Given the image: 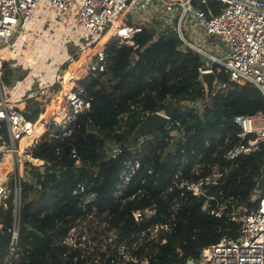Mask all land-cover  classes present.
<instances>
[{
	"label": "trees",
	"instance_id": "obj_1",
	"mask_svg": "<svg viewBox=\"0 0 264 264\" xmlns=\"http://www.w3.org/2000/svg\"><path fill=\"white\" fill-rule=\"evenodd\" d=\"M208 5L218 9L216 2L210 1ZM202 63L197 54L180 50L175 36L152 40V32L145 29L136 33L133 46L116 41L110 44L107 70L85 83V92L91 98L90 109L71 124L70 135H46L33 149L35 155L52 161V166L25 171L28 178L24 177L22 182L20 209V234L26 251L23 264H115L117 259L123 261L116 252L120 242H125L135 256V261L125 264H140L142 260L148 264L198 263L204 247L223 237L236 236L237 225L228 219V211L222 217H214L201 211L200 200L190 194L179 200L173 176L183 157L186 161L182 174L190 179L196 176L189 170V163L197 156L204 165L224 163L222 154L228 147L224 139L233 134V116L263 113L264 99L255 86L232 82L221 73L217 75L218 81L226 83V87L206 102L197 70ZM5 71L3 79L8 83L11 70L5 66ZM197 100L204 105L201 112L185 105ZM35 106L38 107L32 100L29 107ZM158 111H164L173 122L178 121L185 135L171 141L169 132L177 128L173 125L170 131L159 130L158 136L140 145L132 141L130 135L146 113ZM123 114L126 119L122 121ZM27 117L34 119L35 115ZM120 123L123 128L116 132ZM106 142L117 145L119 152L115 158L105 156ZM72 149L81 160L80 168H72ZM263 155L261 150L237 159L224 183L212 188L219 201L230 199L235 206L255 207L250 198L258 161ZM133 159L139 160V167L123 187V195L115 198L119 172L126 161ZM81 182L94 194L95 210L87 204V212L82 211L83 204L74 194ZM138 189L142 194L129 199ZM176 200L178 209L173 213L171 206ZM152 204L156 208L153 215L138 222L133 219L134 210ZM87 216H92L88 220L92 239L107 232L97 230L102 225L115 232L111 242L105 235L100 263H93L89 255L74 260L77 252L66 254L68 247L61 243L65 232ZM11 219L12 205L8 200L6 207H0V248L7 242L6 229ZM159 223H168L170 229L159 231L148 244L141 242L131 247L137 233Z\"/></svg>",
	"mask_w": 264,
	"mask_h": 264
},
{
	"label": "built area",
	"instance_id": "obj_2",
	"mask_svg": "<svg viewBox=\"0 0 264 264\" xmlns=\"http://www.w3.org/2000/svg\"><path fill=\"white\" fill-rule=\"evenodd\" d=\"M210 1L216 2L218 9L209 6ZM143 29L152 32V40L173 35L177 38L180 50L197 54L203 61L197 68L199 76L207 72L225 74L232 82L255 86L264 99V0H0V48L15 43L19 37H26L22 46L27 47L29 60L16 62L28 75L35 72L27 87L37 80L42 89L33 100L37 105H41L37 101L41 95L50 94L49 97L45 96L48 107L41 105L45 111L35 110V118L29 119L26 117L29 112L26 108L27 100L32 95L26 98L25 91L16 101L24 102L22 111L10 100L12 89L5 86L0 72V207H6L8 200L12 205V219L6 229L8 239L5 246L0 248V264H23L25 261V245L20 234L22 182L24 177L28 178L25 171L52 166V161L33 153L34 147L46 135H70L71 124L91 107L85 83L88 78L100 76L107 70L110 44L116 41L133 46L136 33ZM109 31L110 35L101 43ZM33 35L46 44L44 59L34 53L36 38ZM56 47H61L62 54L56 55ZM83 48L89 54L83 57L84 64L76 69L66 86L63 80L65 74L69 73L67 64ZM9 60L15 59L6 58L0 49V69L3 61ZM39 61L54 66L51 80L44 68L36 72ZM225 87L226 83L217 81L211 95ZM58 96L60 101L56 98ZM185 105L200 112L204 106L199 100L186 102ZM12 111H16L18 116H12ZM158 113L169 118L164 111ZM120 118L123 121L126 115ZM173 125L177 128L169 130V139L177 141L185 135V130L178 121L171 120L170 129ZM118 126L116 132L122 130L123 123ZM231 127L232 136L224 139V145L228 146L222 154L224 163L204 165L200 162V156H197L189 163V170L196 176L190 179L182 174V164L186 161L183 157L173 176L172 182L178 190L179 200L190 194L200 200L201 211L214 217H222L228 211V219L237 225L235 237H223L217 243L204 247L198 263L193 264H264V185L260 193H252L250 201L256 205L251 209L235 206L230 199L219 201L217 194L212 192V188L224 183L226 175L235 167L241 155L264 151V112L234 115ZM233 139L235 141L231 143ZM118 152L117 147L110 146L105 156L115 158ZM70 158L72 168L81 167V160L74 149L70 151ZM139 164L138 159L124 163L115 184V198L123 195V187ZM263 166L264 155L258 161L257 174ZM89 189L88 185L81 182L74 191L83 204V212H87V204H91L90 208L95 210V204H92L94 194ZM140 194L142 191L138 189L129 199ZM220 194L221 191H218ZM177 209L176 200L171 210L175 213ZM155 211V204H152L134 210L132 217L137 222L142 221ZM90 217L77 220L65 232L61 243L68 247L66 254L72 250L77 252L74 260L89 255L93 263H100L99 253L105 250L104 239L107 238H91L88 228V220L92 219ZM107 228L102 225L97 230H107L106 235L110 237L107 241L111 242L115 239V232ZM169 229L168 223L150 225L136 234L137 239L131 247L135 248L141 242L148 244V241L157 237L159 231ZM1 232L3 225L0 223ZM116 252L123 261L117 259L115 264L135 261V256L129 252L125 242L118 244ZM141 264H148V261L142 260Z\"/></svg>",
	"mask_w": 264,
	"mask_h": 264
},
{
	"label": "bare ground",
	"instance_id": "obj_3",
	"mask_svg": "<svg viewBox=\"0 0 264 264\" xmlns=\"http://www.w3.org/2000/svg\"><path fill=\"white\" fill-rule=\"evenodd\" d=\"M110 32L111 31H109L107 34H105L103 36L101 43H103L108 38V36L110 35ZM35 36L36 35H33V38L34 39L36 38V40H35L36 45L34 46V53H36L37 55L41 56V58L44 59V54L47 52V48L45 47L46 44L40 42V39L38 37H35ZM25 38L26 37H24V36L19 37L15 43L1 47L0 49L2 50V54H4L6 58L15 59L18 63L28 61L29 60V57H27L28 49L26 46L25 47L22 46ZM29 39H32V38L29 37ZM60 48L61 47L55 48L56 55H58L60 53L62 54L63 50ZM20 51H22L23 53H20ZM87 54H89L88 50L86 48H83V50L80 51L76 56H74L73 60H71L67 64V68L69 70V73L65 74V76H64V80H63L64 85H66V86L68 85L67 80L70 77L74 76L75 75L74 72H76V69H78L81 65L84 64L83 57L86 56ZM38 65H39V68H37L36 72H38L39 70H42L44 68L46 70L48 79L51 80V70H54V66L51 64L41 63L40 61H39ZM34 73L35 72H31L26 77V79H24L22 81L21 80L18 81L16 83L15 87L11 90L10 100L15 102V105H18V107L21 108L22 111H23V107H24V102L23 101L16 102V101L19 100L21 94L27 90V86L31 81V76ZM45 96H47V95H45ZM45 96L43 97V95H41L42 99L40 97L37 99V101H39L41 103V105L45 106V108H46V107H48V102H47ZM56 98L58 101H60L59 100L60 96H58ZM56 98H55V100H56ZM40 99H41V101H40ZM12 116H14V117L18 116V113L16 111H12Z\"/></svg>",
	"mask_w": 264,
	"mask_h": 264
},
{
	"label": "water",
	"instance_id": "obj_4",
	"mask_svg": "<svg viewBox=\"0 0 264 264\" xmlns=\"http://www.w3.org/2000/svg\"><path fill=\"white\" fill-rule=\"evenodd\" d=\"M218 81V76L214 72L201 73L199 76V82L204 90L205 100L209 102L212 91ZM171 127V119L165 115L154 112L147 114L139 124L133 129L130 139L135 141L140 137L151 133L153 131H169ZM255 186L253 188V193H260L264 185V166L260 169V172L256 175ZM210 193V191H208ZM188 264H193L189 261Z\"/></svg>",
	"mask_w": 264,
	"mask_h": 264
},
{
	"label": "rangeland",
	"instance_id": "obj_5",
	"mask_svg": "<svg viewBox=\"0 0 264 264\" xmlns=\"http://www.w3.org/2000/svg\"><path fill=\"white\" fill-rule=\"evenodd\" d=\"M4 63L2 64V67L0 69V72H1V75H2V78H4V75H5V66H7L8 69L11 70V78H10V82H8L10 85H8L7 82H5L4 80V83H5V86L8 87V89H13L12 87L16 85V82L18 81H22L24 78L27 77L28 75V72L26 70H23L21 65H18V63L16 62V60H9V61H3ZM38 92L41 93L42 92V89H40V87L38 86V82L37 80L32 84L31 87H27V90H26V94H25V97L27 98L29 95H32V97L30 99L27 100V103H28V107L26 108V110H28L29 112L27 113L26 117L27 116H32L33 114L35 115V110H37V112H40V111H45V108H43L41 105L38 107H34V108H31L29 107V104L31 103L32 100H34L36 97H38ZM44 95H47L48 97L50 96V94L46 93ZM50 110V109H49ZM34 111V113L31 115V113ZM49 112V111H48ZM200 112V111H199ZM28 118V117H27ZM159 133L158 131H153L142 137H140L139 139H137V144L140 145L141 143H144L145 140H150L153 136H158ZM141 141V142H140ZM110 146H115L117 147V145H114L110 142H106L105 143V148H110ZM92 218V217H90ZM89 218V219H90ZM106 235V233H103V237ZM141 264V263H140Z\"/></svg>",
	"mask_w": 264,
	"mask_h": 264
}]
</instances>
